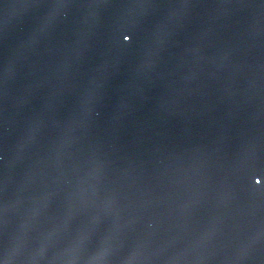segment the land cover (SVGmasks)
Returning a JSON list of instances; mask_svg holds the SVG:
<instances>
[{
  "label": "snow or ice",
  "instance_id": "snow-or-ice-1",
  "mask_svg": "<svg viewBox=\"0 0 264 264\" xmlns=\"http://www.w3.org/2000/svg\"><path fill=\"white\" fill-rule=\"evenodd\" d=\"M104 0H89V7H96ZM242 4L243 0H235ZM33 14L42 10H49L40 27V33H46L55 25L61 10L78 9L82 7L80 0H24ZM194 6V0H135L133 8L151 9L158 15L161 10L174 9L166 18L157 24V32L152 39L148 51L140 64L138 71L145 72L152 67L153 58L158 55L170 34H178L177 27L181 24L183 10ZM31 23V15L28 24ZM27 24V25H28ZM65 24L67 21L65 20ZM34 43V40L29 42ZM65 65V68H68ZM108 69L105 65L100 71L103 75ZM7 71H0V88L6 85ZM95 96V88L91 89L81 103L82 116L76 125L80 126L86 119L88 105ZM121 107H124L123 105ZM39 128L38 119L33 121L32 131L26 137L25 143L35 139V131ZM73 127H69L58 144V151L62 152L71 144ZM23 145H21V148ZM90 175L98 183L104 175V165L99 160H93ZM91 199L84 190L78 195L64 198L60 208H51V197L43 196L40 201L26 214L15 233L10 231L9 206L6 199L7 186L0 173V264H6L9 257L17 264H26L28 260L43 259L48 250H53L55 258L63 264H131L143 256L156 233H145L137 228L140 221L132 216L126 217L119 198L114 193L101 194L93 185ZM215 201V211L228 209L229 197L224 191L208 194ZM209 215L203 206V196L192 194L180 204L179 212L182 217L198 215L207 222L202 224L197 234L187 241L186 250L198 251L209 245L219 234L223 224V215ZM43 229V231H41ZM29 233H36L39 237V247L34 255H26L31 247ZM176 241H173L175 243ZM264 252V217L261 219L259 231L248 230L235 249V258L239 261H251L257 252Z\"/></svg>",
  "mask_w": 264,
  "mask_h": 264
}]
</instances>
